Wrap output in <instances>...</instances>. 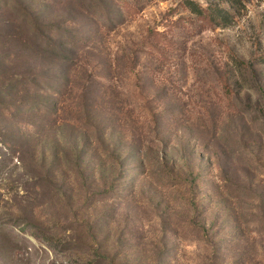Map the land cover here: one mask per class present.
<instances>
[{"label":"rangeland","instance_id":"1","mask_svg":"<svg viewBox=\"0 0 264 264\" xmlns=\"http://www.w3.org/2000/svg\"><path fill=\"white\" fill-rule=\"evenodd\" d=\"M0 264H264V0H0Z\"/></svg>","mask_w":264,"mask_h":264},{"label":"trees","instance_id":"2","mask_svg":"<svg viewBox=\"0 0 264 264\" xmlns=\"http://www.w3.org/2000/svg\"><path fill=\"white\" fill-rule=\"evenodd\" d=\"M230 2L232 6L240 7L243 5L244 0H220ZM188 4L192 11L199 17L204 18L209 23H215L216 25L229 24L233 17L228 9L217 7L216 9L211 5L208 7L200 6L198 3L188 1Z\"/></svg>","mask_w":264,"mask_h":264}]
</instances>
